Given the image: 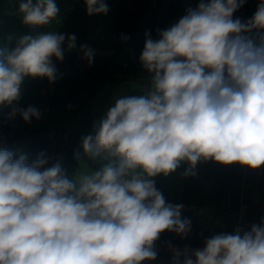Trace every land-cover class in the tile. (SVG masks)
Segmentation results:
<instances>
[{
	"label": "clouds",
	"instance_id": "9594fccd",
	"mask_svg": "<svg viewBox=\"0 0 264 264\" xmlns=\"http://www.w3.org/2000/svg\"><path fill=\"white\" fill-rule=\"evenodd\" d=\"M89 16L109 11L105 0H83ZM245 0H200L178 22L145 33L140 64L150 86L115 99L83 154L104 161L69 179L59 161L0 147V264H142L157 258L165 231L186 238L183 204L166 201L155 178L187 164L264 166V0L247 20L233 18ZM56 0H21L30 29L57 19ZM122 39H128L122 36ZM0 45V110L8 119L39 120L20 107L26 78L54 83L57 62L76 49L75 34H24ZM66 44V48L64 45ZM89 66L94 52L81 45ZM77 159L80 153H75ZM202 248H173V264H264V219L250 230L212 235ZM183 257V260H181Z\"/></svg>",
	"mask_w": 264,
	"mask_h": 264
},
{
	"label": "trees",
	"instance_id": "16d2710c",
	"mask_svg": "<svg viewBox=\"0 0 264 264\" xmlns=\"http://www.w3.org/2000/svg\"><path fill=\"white\" fill-rule=\"evenodd\" d=\"M151 1L130 0L127 4L126 0H105L109 7L108 13L89 16L86 14L83 0H56L60 9L57 19L48 26L30 29L21 22L18 14L21 0H0V45L8 44L9 35L13 37L10 47H13L15 40L24 34L35 35L38 32L55 31L57 34H75L77 37L76 54L65 55L63 62H54L58 70V78L54 83H49L46 78H26L22 84L23 92L19 106L26 108L32 105L38 108L42 113L39 120L33 119L31 123H25L19 115L9 120L10 109L0 110V147L9 146L15 139H24L27 141L25 154L30 160L44 151L52 157L51 162L59 161L64 171L75 170L79 160L88 161L95 170H98L104 161H93L86 157L81 147V138L93 133L94 125L105 117L109 108L91 113L76 123L61 144L57 136L66 130L62 122L63 116L68 111L78 110L96 94L114 96L115 99L124 95L145 94L148 89L131 84L137 80L144 82L141 64L132 65V61L134 58L138 60L140 58L145 33H149L154 40L158 39V31L168 28L167 20L170 17L169 12L166 18L149 17ZM253 14L254 8L244 3L233 14V18L235 15H244L247 20ZM97 25L108 26L109 31L105 34V39L111 42L114 38L117 49L111 53L94 55L91 66L87 62L86 66L78 67L75 64L83 52L81 45L88 44ZM122 36L128 39H122ZM111 104L113 105V102ZM11 132L14 134L13 137L9 135ZM51 138L53 143L50 142ZM77 152L80 153L79 159L75 156ZM181 167L185 171L187 164H182ZM239 168L238 164L225 166L213 161L198 163L195 172L212 181L208 183L209 186H205L194 176L185 177L184 186L179 192V200L185 204L204 202L218 204L224 183L238 176ZM156 187L163 193L166 201L170 202L167 188L158 182ZM182 218H185L183 214ZM167 232L161 234L156 246L168 242Z\"/></svg>",
	"mask_w": 264,
	"mask_h": 264
},
{
	"label": "crops",
	"instance_id": "0c3cea01",
	"mask_svg": "<svg viewBox=\"0 0 264 264\" xmlns=\"http://www.w3.org/2000/svg\"><path fill=\"white\" fill-rule=\"evenodd\" d=\"M199 2L200 0H152L148 16L166 18L169 12L167 22L171 26L186 14L188 8H196ZM259 2L260 0H245V3L254 8V12ZM235 18L246 20L244 15H235ZM239 170L238 176L224 183L218 204L181 203L184 205L182 214L191 222V231L186 238L167 232V241L204 242L215 234L230 233L236 228L247 231L252 224H259L264 219V166L255 170L240 166ZM161 181L168 186L172 197L179 195L181 188H174L167 180ZM166 246H156L157 258L153 261H143L142 264H173V254L166 250Z\"/></svg>",
	"mask_w": 264,
	"mask_h": 264
},
{
	"label": "rangeland",
	"instance_id": "374dc122",
	"mask_svg": "<svg viewBox=\"0 0 264 264\" xmlns=\"http://www.w3.org/2000/svg\"><path fill=\"white\" fill-rule=\"evenodd\" d=\"M126 2L128 4L130 2V0H126ZM148 13H149V10H148ZM107 27L108 26L97 25V27L94 29V35L92 36V38L90 40H88L87 46L93 50L94 55L111 53V52L116 51V49H117L116 45L114 44L116 42V40L113 41L114 38L111 40V42L107 41L105 39V34L109 31L107 29ZM167 27H170L168 22H167ZM116 33H117V31H116ZM64 47L66 48V44L64 45ZM76 51H77V47H76V49H74L70 52H66L65 55L66 56L75 55ZM53 62H55V58H53ZM87 62H88V60L84 58V53L82 52L79 56L78 62L75 65L78 67H83V66H86ZM138 63H140V61L138 59L134 58V60L132 61V65H136ZM143 78H144L143 83H141V81L137 80L135 82H131V84H134L139 88L149 89V86H150L149 77L145 72H144ZM22 92H23V87L21 86V93ZM114 101H115L114 96H109V95L105 96L104 94H96V95L90 97L88 99V101L84 105H82L78 110L68 111V112L64 113L62 122H63V126L66 127V130L64 132L59 133V136H57V139L60 140L61 144L64 143V140L66 138L67 133L76 123L82 121L87 115L89 116L91 113L110 108L112 105L111 103ZM9 135H10V137L14 136V134L12 132L9 133ZM55 138H56V136L54 137V139ZM50 142L53 143L52 138H51ZM6 147L9 150L17 152L18 154L25 153L27 150V141L24 139H15L12 141V143L9 146H6ZM90 170L95 171V168H93L89 164L88 161L79 160L78 167L75 170L65 171V174L69 179H71L76 172H87ZM183 173H184V170L182 167H180L177 169L176 172L168 175L167 177H165L163 175L156 177L155 181L166 187L164 181H161L164 179V180H167V182L169 184L173 185L174 188L178 187V188L182 189L184 186V183L182 186H181V183L184 182V180H185V176L183 175ZM194 177L196 179H199V181L201 183H203V185H205V186L208 185L209 181H211V179L206 178L204 175H202L198 172H196V175H194ZM168 192H169V190H168ZM169 195H170V203H173V204L185 203V202H182L179 200V195L176 197L174 196L175 198L172 197V194L170 192H169ZM172 243H174V242H172ZM172 243H170V241H168L164 245H170Z\"/></svg>",
	"mask_w": 264,
	"mask_h": 264
},
{
	"label": "built area",
	"instance_id": "2783aa9c",
	"mask_svg": "<svg viewBox=\"0 0 264 264\" xmlns=\"http://www.w3.org/2000/svg\"><path fill=\"white\" fill-rule=\"evenodd\" d=\"M203 246H204L203 242H199V241L198 242L175 241L174 243L167 245L165 248L168 252L173 254L172 252L173 248L183 251L185 247H187L189 250H192V249L202 248Z\"/></svg>",
	"mask_w": 264,
	"mask_h": 264
}]
</instances>
